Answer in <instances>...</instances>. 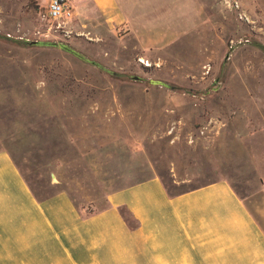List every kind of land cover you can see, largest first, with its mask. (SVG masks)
<instances>
[{
    "label": "rangeland",
    "instance_id": "obj_1",
    "mask_svg": "<svg viewBox=\"0 0 264 264\" xmlns=\"http://www.w3.org/2000/svg\"><path fill=\"white\" fill-rule=\"evenodd\" d=\"M118 2L125 22L64 32L48 0H0V151L87 211L153 176L226 179L264 228V0Z\"/></svg>",
    "mask_w": 264,
    "mask_h": 264
},
{
    "label": "crops",
    "instance_id": "obj_2",
    "mask_svg": "<svg viewBox=\"0 0 264 264\" xmlns=\"http://www.w3.org/2000/svg\"><path fill=\"white\" fill-rule=\"evenodd\" d=\"M70 2L73 22L127 20L118 0ZM0 264H264V228L226 179L171 194L153 176L87 211L65 190L39 196L0 151Z\"/></svg>",
    "mask_w": 264,
    "mask_h": 264
},
{
    "label": "built area",
    "instance_id": "obj_3",
    "mask_svg": "<svg viewBox=\"0 0 264 264\" xmlns=\"http://www.w3.org/2000/svg\"><path fill=\"white\" fill-rule=\"evenodd\" d=\"M48 15L57 24V29L71 31L76 13L70 0H48Z\"/></svg>",
    "mask_w": 264,
    "mask_h": 264
},
{
    "label": "water",
    "instance_id": "obj_4",
    "mask_svg": "<svg viewBox=\"0 0 264 264\" xmlns=\"http://www.w3.org/2000/svg\"><path fill=\"white\" fill-rule=\"evenodd\" d=\"M25 43L30 44V45H50V44L56 45L57 44V43H53V42H49V41H38V40H26ZM257 44L260 45L262 48H264V46L261 43H257ZM59 45H61V47H64L65 49H67L69 51H72L73 53H76L77 55H79L83 59L98 65V63L96 61L89 60V59L85 58L84 56L80 55L77 51L72 49L71 47H68L67 45H65L63 43L59 44ZM228 56H229V53H228L226 59L228 58ZM133 79L139 80V79H141V77L138 75H135V76H133Z\"/></svg>",
    "mask_w": 264,
    "mask_h": 264
},
{
    "label": "trees",
    "instance_id": "obj_5",
    "mask_svg": "<svg viewBox=\"0 0 264 264\" xmlns=\"http://www.w3.org/2000/svg\"><path fill=\"white\" fill-rule=\"evenodd\" d=\"M120 210L123 214V216L126 218V220L128 221V224L130 225V227L132 229H134L136 227V222H134V217L133 214L130 212V210L126 207V206H122L120 207Z\"/></svg>",
    "mask_w": 264,
    "mask_h": 264
}]
</instances>
